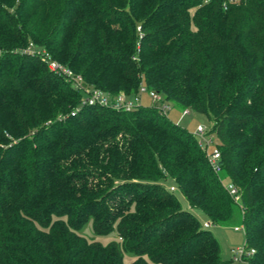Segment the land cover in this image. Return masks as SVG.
Masks as SVG:
<instances>
[{"label": "trees", "instance_id": "obj_1", "mask_svg": "<svg viewBox=\"0 0 264 264\" xmlns=\"http://www.w3.org/2000/svg\"><path fill=\"white\" fill-rule=\"evenodd\" d=\"M142 86L208 118L220 176ZM238 214L264 264V0H0V264H233L205 224Z\"/></svg>", "mask_w": 264, "mask_h": 264}, {"label": "built area", "instance_id": "obj_2", "mask_svg": "<svg viewBox=\"0 0 264 264\" xmlns=\"http://www.w3.org/2000/svg\"><path fill=\"white\" fill-rule=\"evenodd\" d=\"M49 68L52 70L56 75L74 78V85L76 88L82 89V78L81 77H74V74L71 70L65 68L64 66L60 65L56 61L48 60ZM86 99L84 100V105L88 106H105L111 107L116 110H121L125 112H131L134 110L138 105L141 104V97L137 96L133 99H127L124 94L119 95L115 100H112L110 95L100 91V90H84ZM149 94L150 98L152 99L153 103H158L157 109L161 111L162 114L168 115L172 111V106L167 103H162V97L156 92H147V89L142 86L140 90V95ZM184 114H189L188 111H184ZM194 137L197 139L199 146L204 150L207 155L208 162L212 167L213 171L216 175L220 176L223 173V169L220 165L221 161V154L217 149L216 141L214 137L211 136L208 130L203 127L199 126ZM170 190L173 192L175 191L174 187H171ZM227 190L230 195L235 199L236 202L239 201V195L237 190L233 185H227ZM211 225L209 223L205 224V228H210ZM240 228H236L239 230ZM232 263L233 264H250V258L255 254L254 250H248L246 247L243 249L236 251L232 250Z\"/></svg>", "mask_w": 264, "mask_h": 264}, {"label": "rangeland", "instance_id": "obj_3", "mask_svg": "<svg viewBox=\"0 0 264 264\" xmlns=\"http://www.w3.org/2000/svg\"><path fill=\"white\" fill-rule=\"evenodd\" d=\"M85 99H86V96L84 95L83 101ZM143 104L150 105L151 104L150 99H148L147 97H144ZM168 118L173 123L188 130V132H190L192 135H195L199 126L205 127L208 130V132L211 128V123L209 122L208 118L205 115L197 114L192 111H190L189 114L186 115L184 114V111L178 106H175L174 108H172V111L168 114ZM214 140L216 141L215 137H214ZM174 186H171V187H174ZM179 199L181 200L183 208L185 210H190L193 214H195L202 221V223L206 221V218L204 217V215L198 210H195V209L192 210L188 206L187 201L182 196L179 195ZM236 228H240V229L236 230ZM209 230L215 235V237L220 242L221 248H222V257L224 261L226 262H230V260H232V254H231L232 250L239 251L246 246V236H245V232L243 231V227L241 224V216L239 214L237 215L236 219L231 224H228L226 226L211 225ZM80 234L84 236L85 238H87L88 240L98 241V242L103 243L104 245H107L108 243L116 239L115 234H112L109 236H101V237L97 236L94 233L91 222L88 223L83 228ZM131 261H132V256L125 257V264H130Z\"/></svg>", "mask_w": 264, "mask_h": 264}, {"label": "crops", "instance_id": "obj_4", "mask_svg": "<svg viewBox=\"0 0 264 264\" xmlns=\"http://www.w3.org/2000/svg\"><path fill=\"white\" fill-rule=\"evenodd\" d=\"M145 102V101H144Z\"/></svg>", "mask_w": 264, "mask_h": 264}]
</instances>
